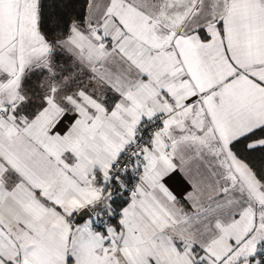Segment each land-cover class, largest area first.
<instances>
[{"label": "snow or ice", "instance_id": "1", "mask_svg": "<svg viewBox=\"0 0 264 264\" xmlns=\"http://www.w3.org/2000/svg\"><path fill=\"white\" fill-rule=\"evenodd\" d=\"M0 264H264V0H0Z\"/></svg>", "mask_w": 264, "mask_h": 264}]
</instances>
